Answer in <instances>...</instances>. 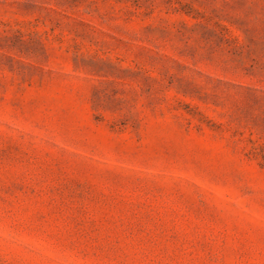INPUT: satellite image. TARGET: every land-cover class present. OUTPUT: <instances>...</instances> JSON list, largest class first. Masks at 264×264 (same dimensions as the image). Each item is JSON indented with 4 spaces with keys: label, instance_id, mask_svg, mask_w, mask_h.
Segmentation results:
<instances>
[{
    "label": "rangeland",
    "instance_id": "1",
    "mask_svg": "<svg viewBox=\"0 0 264 264\" xmlns=\"http://www.w3.org/2000/svg\"><path fill=\"white\" fill-rule=\"evenodd\" d=\"M0 264H264V0H0Z\"/></svg>",
    "mask_w": 264,
    "mask_h": 264
}]
</instances>
